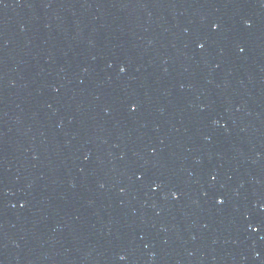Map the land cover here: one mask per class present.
Wrapping results in <instances>:
<instances>
[{
  "label": "water",
  "instance_id": "1",
  "mask_svg": "<svg viewBox=\"0 0 264 264\" xmlns=\"http://www.w3.org/2000/svg\"><path fill=\"white\" fill-rule=\"evenodd\" d=\"M3 264H264V0H0Z\"/></svg>",
  "mask_w": 264,
  "mask_h": 264
}]
</instances>
